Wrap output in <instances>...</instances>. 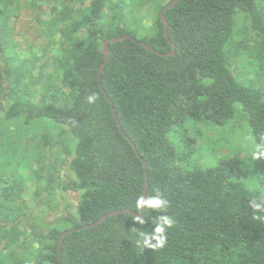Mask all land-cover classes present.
<instances>
[{
  "label": "trees",
  "instance_id": "trees-1",
  "mask_svg": "<svg viewBox=\"0 0 264 264\" xmlns=\"http://www.w3.org/2000/svg\"><path fill=\"white\" fill-rule=\"evenodd\" d=\"M44 1L49 19H35L50 50L23 59L11 17ZM172 1L0 0V264H264V209L254 206L264 205V0H181L164 13L175 46L164 58L139 43L171 52L160 14ZM124 36L135 41L109 44L98 82L104 41ZM246 55L254 87L234 67ZM236 106L258 148L251 165L234 155L202 162V135L234 122ZM45 121L76 140L62 161L72 179L38 182L31 205L18 141ZM144 164L145 200L159 194L166 205L83 229L141 213ZM59 191L74 194L76 212L52 219ZM161 215L173 220L167 242L145 247L141 233Z\"/></svg>",
  "mask_w": 264,
  "mask_h": 264
},
{
  "label": "rangeland",
  "instance_id": "rangeland-1",
  "mask_svg": "<svg viewBox=\"0 0 264 264\" xmlns=\"http://www.w3.org/2000/svg\"><path fill=\"white\" fill-rule=\"evenodd\" d=\"M24 1L31 3V0ZM130 1L131 0H126V2ZM41 4L43 8L28 6L27 8H22L20 11L13 12L14 16L11 17L10 27H13L18 37L19 48L17 52L23 59H28L30 53L38 52V49H40L42 53L48 50V43L45 41V35H42L41 28H38L35 17H40V20L47 21L49 19L52 4H48V1H44ZM142 23L150 27L152 21L144 20ZM142 31H144V29ZM39 35H41V37ZM246 44L247 43L243 42V45ZM249 45L251 46L250 42ZM249 45L247 44V46ZM29 49L30 51L28 52ZM51 49L53 50L55 47ZM52 52L56 54L54 50ZM246 59L245 66L243 60L240 58V61H238L234 67L236 70H241V76H238V80L245 86L254 87L255 77L250 73V66L255 65V58L246 55ZM38 66L41 67L42 63H38ZM40 70H36L35 74H38L37 72ZM45 72L46 71L43 73ZM234 114V122L229 123V126L222 128V130L206 129L205 134L202 135V141H200V144L203 145V148H201L202 154H200L202 162L205 163V161H207L206 159H209L213 155L220 157L234 155L243 159L245 158L246 164L248 166L251 165L249 158L258 152V148L250 134L247 122L244 120L245 124H242L240 121L244 116L239 106L234 108ZM25 128H30L28 131L31 134L29 133L30 135L26 136L25 134L28 132L25 131V136L18 141L23 148L22 152H19L17 156V158H20V160H18L20 162L18 175L24 182H28L25 197L32 205L33 199L31 195L38 182H43L44 184L52 180V182L62 184L72 179L70 172L66 168V165L62 164V161L66 160L65 149L72 147L71 141L74 143V146H76V140H74L72 136L67 138L65 131L63 133H58L57 131H60V128L47 121L44 123H34ZM29 169L32 171H29ZM33 176L35 178H33ZM55 196L59 201V208L54 211L55 213H53L52 219L60 217L67 206L72 208L71 211L73 213L76 212L77 200L74 194L71 192L59 191ZM28 263L35 264L32 260H29Z\"/></svg>",
  "mask_w": 264,
  "mask_h": 264
},
{
  "label": "water",
  "instance_id": "water-1",
  "mask_svg": "<svg viewBox=\"0 0 264 264\" xmlns=\"http://www.w3.org/2000/svg\"><path fill=\"white\" fill-rule=\"evenodd\" d=\"M181 0H174L172 1L160 14V19H161V22L163 23V27H164V37L165 39L169 42L168 40V24H167V21H166V18L164 16V13L167 11V10H170L172 9L173 7H175L177 5V3H179ZM126 40H132V41H135L133 38H131L130 36H124V37H121V38H110L106 41H104L103 43V54H104V62L102 63L99 71H98V82H100L101 80V74L102 72L104 71L108 61H109V57H110V50H109V44H116V43H119V42H122V41H126ZM140 46L144 47L145 49H147L149 52L157 55V56H161V57H164V58H170L172 57L174 54H175V46L174 44H172L171 42H169V44L171 45V52L168 53V54H160L158 52H156L154 49H152L151 47L147 46L146 44L144 43H139ZM99 88L102 92L103 91V88L101 86V84L99 83ZM108 103L110 104L111 106V110H112V113H113V116H114V119H115V122H116V125L117 127L119 128L120 132L123 133L121 127H120V124L117 120V117H116V114H115V111H114V108L111 104V101L108 100ZM127 138V137H126ZM134 152L139 156L138 152H137V149L136 147L131 143V141H129ZM144 168H145V190H144V199L146 198V195H147V190H148V174H147V167L146 165L144 164ZM144 212H145V207L142 208L141 210V213L140 214H137V213H134V212H131V211H128V210H122V211H117V212H112L108 215H106L105 217L101 218L100 220H98L96 223L90 225V226H86L84 227L83 229H91V228H94V227H97L99 225H101L102 223L106 222L109 218L111 217H115V216H119V215H130V216H133L134 218L136 219H142L143 218V215H144ZM80 229H77L75 231H79ZM73 231H66L64 232L61 237H60V240H59V243H58V247H57V251H58V260L60 261V250H61V245L63 243V240L65 239V237L72 233Z\"/></svg>",
  "mask_w": 264,
  "mask_h": 264
},
{
  "label": "clouds",
  "instance_id": "clouds-1",
  "mask_svg": "<svg viewBox=\"0 0 264 264\" xmlns=\"http://www.w3.org/2000/svg\"><path fill=\"white\" fill-rule=\"evenodd\" d=\"M96 99L95 96H89L88 102L92 103ZM259 155H264V152H260ZM167 201L162 198L161 195L155 194L150 197H148L146 200L144 198H139L137 201V207L138 208H150L154 210L162 209L166 205ZM256 209L261 210L264 209V205L261 204H255L254 205ZM142 222V221H141ZM173 220L166 216L161 215L157 218L155 221V226L151 233H141V237L143 240V244L145 247L149 248H162L166 244V232L167 229L172 227Z\"/></svg>",
  "mask_w": 264,
  "mask_h": 264
}]
</instances>
